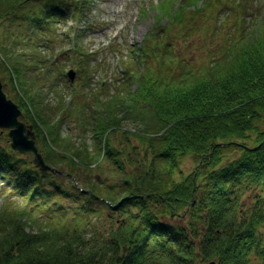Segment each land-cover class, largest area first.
<instances>
[{"label":"trees","instance_id":"trees-1","mask_svg":"<svg viewBox=\"0 0 264 264\" xmlns=\"http://www.w3.org/2000/svg\"><path fill=\"white\" fill-rule=\"evenodd\" d=\"M240 1L159 0L104 96L83 41L93 0H0V71L51 167L0 133V264H264V14H228L234 32L206 64L175 47L205 24L186 25L190 11L221 26ZM63 62L78 81L49 112L43 89L63 83ZM128 118L141 129L120 130ZM186 156L195 166L178 179Z\"/></svg>","mask_w":264,"mask_h":264},{"label":"rangeland","instance_id":"rangeland-1","mask_svg":"<svg viewBox=\"0 0 264 264\" xmlns=\"http://www.w3.org/2000/svg\"><path fill=\"white\" fill-rule=\"evenodd\" d=\"M158 1L159 0H93L92 11L88 17L92 16L91 20L93 24L96 25V28L87 33L84 36L83 41L86 43L90 51L96 52L93 56L94 63L101 61L103 63V66L96 69L92 74V87L97 92H101L104 96H109L116 89L114 86L123 85L125 72L122 71L120 60L122 57L123 59L125 58L130 46L141 45L144 42L146 35L151 32V29L155 25V18H153L155 10L152 6ZM257 5L259 7L257 12L259 17L264 14V0H258ZM143 7L147 8L145 12H143ZM249 10H252V8H249ZM247 14L248 13H246V15ZM229 15L232 16L233 13H229ZM187 17H194V21L189 20L190 23H187L186 25H189L192 22L197 23L201 17H204L203 21L205 24L200 27L199 31L200 36H207L208 43L203 45V39L199 37V34H195L191 37V40L187 41L186 45L174 41L177 43L175 44V47L179 49V53L183 54L191 64L200 66L209 61L212 53H215V55L220 53L222 45L216 38L217 32L222 29L221 32L223 35H227L226 33L228 31L229 33H233V20L230 19V21H223L218 28V22L216 23L214 21L215 19H211L208 10L200 12L193 11L188 13ZM222 20L223 19L221 18L220 22ZM72 24L73 21L68 20L66 24H64V29L67 30ZM214 37L216 39H213ZM223 39L224 41L227 40L226 38ZM62 65L65 75L69 69H77L76 67L75 69L74 66H71V63L67 64L66 62H63ZM0 75L3 81V87L7 95L12 99V88L9 81L5 80V75L1 71ZM78 76L79 74L77 73L76 82H74L75 80L71 82L70 79L64 78L62 83V81L58 82L55 78L56 86L54 88H50L52 87V83H50V86L46 85L47 87L43 89V92L45 93L44 102L49 105V112H51L57 104L59 94L54 91L57 89L61 93L64 90L65 95H63V98L69 100L68 94L72 87L76 85ZM117 80L120 84L119 82H116ZM104 82L105 87L101 89L102 83ZM74 124V118L68 119L63 128L64 130L67 127L71 128ZM141 127L142 126L137 124L134 120L128 118L122 121L120 130H138L141 129ZM123 136L124 134L122 132L112 134V143L119 145ZM105 165H107V163H105ZM194 166L195 162L192 156L184 157L180 164L181 171L176 174L177 178L182 179L184 175H187L192 171Z\"/></svg>","mask_w":264,"mask_h":264},{"label":"water","instance_id":"water-1","mask_svg":"<svg viewBox=\"0 0 264 264\" xmlns=\"http://www.w3.org/2000/svg\"><path fill=\"white\" fill-rule=\"evenodd\" d=\"M71 79H74L75 72L69 71ZM22 112L18 105L7 97L3 90V84L0 78V127L9 129L11 145L14 149L34 156V162L44 170L49 167L45 164L42 154L39 152L35 142V132L33 125H29L22 121L20 117ZM248 149H251L247 147ZM194 202V197H193ZM209 264H215V261Z\"/></svg>","mask_w":264,"mask_h":264}]
</instances>
